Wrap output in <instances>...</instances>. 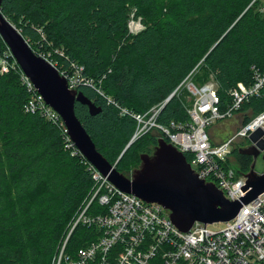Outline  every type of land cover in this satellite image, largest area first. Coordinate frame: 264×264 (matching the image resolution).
<instances>
[{
  "label": "trees",
  "instance_id": "obj_1",
  "mask_svg": "<svg viewBox=\"0 0 264 264\" xmlns=\"http://www.w3.org/2000/svg\"><path fill=\"white\" fill-rule=\"evenodd\" d=\"M262 5L264 0H1L0 13L32 50L51 43L83 67L82 75L92 83L78 91L101 112L90 116L75 103V116L96 150L123 175L140 160L146 144H157L161 136L148 133L126 148L136 126L130 114L144 115L161 105L189 75L195 86L212 77L223 111L231 88L251 84L252 66L264 72ZM131 15L142 26L135 35L128 30ZM5 48L0 39V52ZM68 61L60 59L64 66ZM181 89L186 91L179 87L164 104L158 124L189 121L191 102L178 96ZM27 97L16 72L0 75V193L8 176L19 178L15 203L8 197L0 207V264H51L73 222L67 224L93 186L83 160L64 151L60 130L39 115L23 113ZM122 110L127 114L121 115ZM263 110L264 88L259 98L241 107L243 123ZM27 134L38 143L28 146ZM40 148L52 157L61 154L69 167L33 168ZM237 155L244 157L245 171L234 169L247 173L250 157ZM185 157L191 161L189 154ZM57 192L59 205L50 197ZM103 212L96 203L90 210ZM100 236L97 227L79 224L67 240V261L61 264H74L77 250Z\"/></svg>",
  "mask_w": 264,
  "mask_h": 264
},
{
  "label": "built area",
  "instance_id": "obj_2",
  "mask_svg": "<svg viewBox=\"0 0 264 264\" xmlns=\"http://www.w3.org/2000/svg\"><path fill=\"white\" fill-rule=\"evenodd\" d=\"M261 11L264 13V7ZM128 23V30L142 26ZM138 31V32H140ZM137 32V33H138ZM42 37V41L45 38ZM27 41V40H26ZM31 48L32 44H29ZM33 46L35 55L54 67L66 82L69 90H78L80 85L91 86L92 81L83 75V67L68 61L63 50L51 43ZM0 52V75L16 72L28 97L22 106L24 114L39 115L60 130L63 149L71 157H80L87 165L93 186L86 197V204L72 223L66 240L75 228L95 226L101 231L96 242L77 250L74 264H264V192L250 203L241 206L236 216L224 222L219 231L209 229V224L195 222L188 232L179 231L170 221L169 212L156 203H146L137 197L123 193L101 175L78 151L70 140L60 116L49 107L30 79L21 71L10 50L5 45ZM60 59L68 61L64 66ZM252 82L237 83L228 91L229 102L220 110L221 101L214 81L195 86L190 75L179 86H185L192 100L187 109L189 121L185 124L171 122L168 126L156 122L164 103L151 108L144 115L130 114L136 122L129 141L157 132L166 142L182 154L191 156L190 164L198 179L213 184L228 201L245 195V173H238L231 161V153L249 141L257 130L264 135V110L241 122L223 141L213 143L207 128L218 121H229L241 113V107L251 98H259L264 88V72L251 67ZM176 89V91L179 89ZM175 91V92H176ZM174 92V93H175ZM173 93V94H174ZM172 94V96H173ZM127 111L122 110L121 115ZM244 119V117H243ZM247 146V147H248ZM96 203L104 208L103 213L91 214ZM66 243H64L65 246ZM61 255L57 260L60 264Z\"/></svg>",
  "mask_w": 264,
  "mask_h": 264
},
{
  "label": "water",
  "instance_id": "obj_3",
  "mask_svg": "<svg viewBox=\"0 0 264 264\" xmlns=\"http://www.w3.org/2000/svg\"><path fill=\"white\" fill-rule=\"evenodd\" d=\"M0 39L45 103L60 116L80 154L121 192L146 203H156L167 210L170 221L179 231L188 232L195 222L205 225L228 222L236 216L241 206L264 192V172L258 174L254 170L255 160L264 151L261 130L249 136V141L254 145L238 150L239 155L251 157L252 163L244 175L246 181L241 188L246 193L235 201L226 200L213 184L198 179L185 155L163 138L157 140L151 156L140 155L139 168L133 170L130 178H126L96 150L74 112L75 103L85 106L90 116L99 114L101 108L96 107L81 91L69 90L66 80L54 67L34 54L20 31L1 13ZM171 97L172 94L165 103Z\"/></svg>",
  "mask_w": 264,
  "mask_h": 264
},
{
  "label": "rangeland",
  "instance_id": "obj_4",
  "mask_svg": "<svg viewBox=\"0 0 264 264\" xmlns=\"http://www.w3.org/2000/svg\"><path fill=\"white\" fill-rule=\"evenodd\" d=\"M261 7H263V5ZM129 21L132 22L131 24H134V25L136 24L137 26L140 25L139 20L136 19L135 16H133V15L130 16V20ZM138 31H140V28L138 29V27H136V28H134V30H131V31L129 30V34L130 35H135V34H137ZM209 81H213L212 77L208 78V82ZM186 92H187V90L185 91V90L181 89L179 91V93H178V96L184 97L186 100L190 101L191 104H192V100L189 99V94H188V92L186 94ZM245 116L237 115L234 119L229 120V121H218V122H215L214 124H212L211 126H209L207 128V132H209V134H212L214 140L223 141L228 135H230L231 132H233L237 128V126L241 122H243V120H244L243 117H245ZM27 135H28L27 136L28 146H30V143L32 145H34L35 143H38V140H37V138L35 136H31L29 134H27ZM249 144L250 143L246 141L243 145L247 147ZM155 146H156V144H152V143L148 142L146 144L145 148H144V151L140 155L146 154V155H150L151 156L153 154V152H154ZM234 152H236V154H233L232 157L230 158V161H231L232 165L236 169H238V170L240 169V171H245L244 169H242L243 168V164L245 163L244 162L245 161L244 157L238 156L237 155L238 154L237 150L234 151ZM34 155L38 159L35 161V163L33 165V168L40 169L42 167L48 166L51 169L56 170V168L59 167V166H62L63 168L69 167V165L66 164L65 159L63 158V156L61 154L57 155V157H52V154H48V153H46V151L43 152V149L40 148L39 151L36 154H34ZM36 157H33L30 160V162L33 161ZM249 162H250L249 163V167H250V164L252 163V158L251 157H250V161ZM37 164L39 165V168H38ZM139 166H140V160L137 162L136 165H133L131 168L129 167L128 170H125L126 173H123V175L126 178H130L133 170L138 169ZM254 170L258 174L264 172V160H263L262 156H259L255 160V168H254ZM64 171H66V170H64ZM64 171L60 172V176H61V174L64 173ZM248 171H249V169H248ZM66 178L68 179V175L67 174H66ZM18 180H19V178L15 177V176H8L5 179V183H4V186H3L4 194L0 193V207L3 205L4 199H7L8 197H10V203L11 202L15 203L14 196H13V191H14V189H16L14 187V185H16L18 183ZM57 196H60V192L53 193V194L50 195V197H52L51 201L55 205H59V201H60ZM85 204H86V199L84 198L82 200L81 204H80V207L78 208V210L76 211L75 215L73 216V218H72L73 220L72 219H71L72 221L70 220V222L67 224V227L70 226L71 225L70 223L74 222L76 220V218H78V215L81 213L82 208L85 206ZM27 220H28L27 217L23 218V223L24 224L27 223ZM208 227H209V229H211L213 231H219L220 229H222L224 227V223H215V224L209 225ZM68 233L69 232H67V228H66L64 239L62 240V242L58 246V253H57V255H55L56 257L55 256L53 257L51 264H57V260L59 259L60 255H61L60 264L62 262H64V261H67V257H64V256L67 255V253L65 254V251H66L65 250V246L68 243V241L66 240ZM64 243H66L65 246H64Z\"/></svg>",
  "mask_w": 264,
  "mask_h": 264
},
{
  "label": "flooded vegetation",
  "instance_id": "obj_5",
  "mask_svg": "<svg viewBox=\"0 0 264 264\" xmlns=\"http://www.w3.org/2000/svg\"><path fill=\"white\" fill-rule=\"evenodd\" d=\"M238 146H239V147L236 146V148L234 149V150H237V153H238V150H239V149H241V148H245V147H246V146H244V145H241V146H240V144H238ZM240 155H241V154H240ZM241 156H246V155H241ZM259 156H262V157H263V156H264V151H263V152H260V154L258 155V157H259ZM248 157H249V156H248ZM258 157H257V158H258Z\"/></svg>",
  "mask_w": 264,
  "mask_h": 264
},
{
  "label": "crops",
  "instance_id": "obj_6",
  "mask_svg": "<svg viewBox=\"0 0 264 264\" xmlns=\"http://www.w3.org/2000/svg\"><path fill=\"white\" fill-rule=\"evenodd\" d=\"M210 135H211V138H212V142H213V143H219V142H221V140H214L212 134H210Z\"/></svg>",
  "mask_w": 264,
  "mask_h": 264
}]
</instances>
